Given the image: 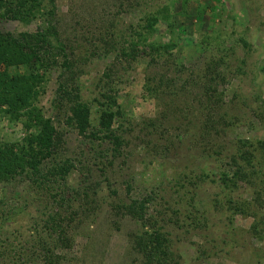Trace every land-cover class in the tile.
<instances>
[{"label":"rangeland","instance_id":"obj_1","mask_svg":"<svg viewBox=\"0 0 264 264\" xmlns=\"http://www.w3.org/2000/svg\"><path fill=\"white\" fill-rule=\"evenodd\" d=\"M55 1L58 25L72 33L73 45L80 43L83 50H89V42L99 34L125 36L142 12L128 10L126 0ZM172 2L171 12L185 33L170 62L158 61L152 66L145 57L128 69L124 64L117 68L116 98L123 117L114 128L119 126L117 135L124 142L118 156L112 157L109 146L104 145V156L98 159V150L95 154L74 131L63 128L58 113H51L49 107L57 74L48 76L39 106L65 132L68 159L87 163L89 178L83 182L77 171L67 184L70 188L89 187L91 196L95 191L94 212L77 219L61 244L63 235L58 231L43 232L46 215L58 211L48 197L34 193L26 180L0 185V264H144L129 243L141 226L122 217L119 209L133 200H150L149 227L161 228L169 241L163 264H264L263 176L249 182L239 180L231 191L219 181L226 158L239 141L264 150L259 146L264 144V0ZM182 6L186 16L179 17ZM197 11L203 12L199 19ZM40 24L37 20L29 25L0 20V34H32ZM154 35L166 40L165 26H158ZM207 37L221 40L230 50L221 54L218 46L203 53L200 38ZM217 55L225 62L224 78L216 86V95L210 99L214 108H210L201 90L191 84ZM113 57L91 60L86 67L79 81L84 101L99 99L94 86ZM27 73L26 69L10 71L12 76ZM148 76L165 77L177 95L157 105L143 91ZM199 92L200 102L208 107L196 103ZM92 107L91 120L96 123ZM205 120L214 127L211 134L205 130ZM4 136L19 139L23 134L19 127L1 121L0 138ZM255 153L253 164H263L264 156ZM83 174L87 176V172ZM242 206L249 211L246 217L233 211Z\"/></svg>","mask_w":264,"mask_h":264},{"label":"trees","instance_id":"obj_2","mask_svg":"<svg viewBox=\"0 0 264 264\" xmlns=\"http://www.w3.org/2000/svg\"><path fill=\"white\" fill-rule=\"evenodd\" d=\"M55 2L0 0V20L22 25H29L36 20L41 23L32 34H0V122H5L8 127H19L23 134L19 139L7 136L0 138V185L26 180L34 193L48 197L47 200L58 207V211L54 215H46L42 225L43 232L46 233L50 228L55 229L60 236L63 235L60 242L64 244L68 236L66 231L74 228L73 223L94 212L91 207L96 204L92 198L95 191L91 196L88 194L92 191L89 187L78 185L70 188L67 184L69 177L77 171H81L85 182V178L90 176V170L87 163L81 164L80 159L75 162L64 154L65 132L60 131L52 118L46 117L39 106L40 98L45 94L48 76L51 72L57 74L56 88L49 107L51 113H58L57 119L60 117L61 120H58L63 128L74 131L95 154L98 150V159L104 156V145L109 146L112 157H116L124 146L123 138L120 134L117 135L119 126L114 128L123 117L116 98L117 78L114 77L117 75V68L124 64L128 69L145 57L152 66L158 61L169 63L172 53L181 42L185 28L178 24L175 13L171 12L172 0H126L125 6L128 10L142 11L137 24L130 25L124 33L125 36L116 37L114 33L99 34L89 42V50H83L80 43L73 45L75 41L72 40V33L63 31L58 25ZM177 16H186L185 7L182 6ZM195 16L199 19L203 12L197 11ZM160 25L165 26L166 40L155 38L154 32ZM212 40L209 37L200 38L203 47L199 48H202L203 53L211 52L212 48L218 46L223 51L221 54L230 50L222 46L221 40ZM243 45L245 46L244 43ZM111 54L114 55L112 62L94 86L99 99L95 98L89 103L84 101L83 87L79 81L85 74L86 67L91 60ZM214 60L206 63L208 68L205 73L202 77L198 74L197 82L191 84L201 90L210 108H214L210 99L216 95V86L224 78V59L219 56ZM20 69H26L28 73L10 75L11 70ZM120 70L123 71V67ZM171 90L165 77L148 76L145 79L143 91L157 105L173 94L177 95V91ZM178 90L182 91V86ZM196 97L198 106H209L200 102L203 100L200 92ZM93 105L97 115L96 123L91 120ZM161 120L164 121V117ZM205 130L208 134L214 130L209 120L206 121ZM259 146L264 147V144ZM255 152L264 156V150L255 149L249 142L239 141L238 148L226 158L225 169L220 173L219 181L224 189L231 191L237 181L249 182L260 174L263 176L261 182L264 185V163L256 164L257 166L253 164L257 159ZM227 171L232 172L231 175L226 174ZM83 172H87V176ZM147 201L133 200L128 205L122 204L119 209L122 217H129L141 226V231L133 234L129 241L132 250L141 256L144 264H163L168 258L169 241L161 233V228L149 227ZM233 211L245 217L249 212L243 206L234 208Z\"/></svg>","mask_w":264,"mask_h":264}]
</instances>
